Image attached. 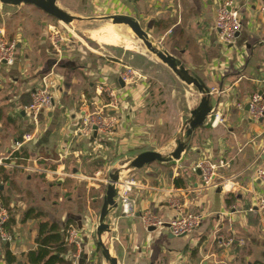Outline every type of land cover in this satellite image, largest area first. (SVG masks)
<instances>
[{
  "label": "crops",
  "instance_id": "obj_1",
  "mask_svg": "<svg viewBox=\"0 0 264 264\" xmlns=\"http://www.w3.org/2000/svg\"><path fill=\"white\" fill-rule=\"evenodd\" d=\"M59 1L60 9L76 17L135 18L205 83L211 96L209 116L178 160L123 173L117 193L130 187L126 196L136 215H122L117 205L106 218L109 232L103 235L118 264H264V213L256 209L264 182L253 176L264 165V130L248 109L251 94L264 97V0H79L81 12L62 2L59 6ZM226 1L241 24L231 45L220 42L214 28L216 11ZM63 26L70 25L32 6L0 4V32L16 42L14 64L0 68V195L12 216V240H0V264H28L44 223L56 225L61 234L66 231L65 239L71 229L77 231L79 242L66 244L67 264H107L96 247V227L109 169L139 153H171L201 99L163 64L136 55L164 74L156 80L127 57L91 50ZM52 29L65 36L59 52L50 40ZM128 68L135 83L121 79ZM43 81L52 91L53 106L39 116L35 129L25 108ZM100 85L119 91L121 105L112 112L116 125L107 135L78 137L74 131L82 99L92 101ZM23 134L33 139L17 149ZM18 150L28 156L23 164L7 163ZM201 160L228 164L206 189L195 170ZM169 199L203 216L191 235L143 228L139 214L144 210L165 221L174 217Z\"/></svg>",
  "mask_w": 264,
  "mask_h": 264
},
{
  "label": "built area",
  "instance_id": "obj_2",
  "mask_svg": "<svg viewBox=\"0 0 264 264\" xmlns=\"http://www.w3.org/2000/svg\"><path fill=\"white\" fill-rule=\"evenodd\" d=\"M240 19L236 9L232 8L231 1H226L217 9L214 21V28L218 32L219 40L224 45H231L237 33L240 30ZM64 34L55 31L50 32V40L55 51L59 52L60 47L65 42ZM16 60V42L5 39L4 34L0 32V68L12 66ZM131 68L125 69L121 75L124 82L135 83V75ZM1 84V83H0ZM31 101L25 108L27 117L32 126L37 129L39 125V116L49 111L53 106V95L50 87L45 81L31 93ZM121 105L119 91L106 85H100L97 89V96L92 101L86 98L82 99L80 113L81 120L74 131V135L89 139L92 134L100 133L107 135L111 133L116 125V120L112 112L117 111ZM248 109L250 118L255 122H260L264 130V97L258 93H253L248 97ZM219 117L216 116V120ZM33 139L32 134H23L20 141L16 143L19 149L25 143ZM228 164L225 161L213 162L210 160H201L195 165V170L200 173V184L203 189L212 187L217 171ZM15 168V165L12 166ZM253 176L264 182V165L255 169ZM105 182L106 178H105ZM130 187H126L120 194L116 195L117 205L121 213L127 217L136 215V209L127 198L126 194ZM168 205L174 209L175 215L172 219L165 221L156 213L150 210H144L139 214V219L146 231L167 229L174 237L191 235L195 232L203 221L201 214H195L187 211L175 199H169ZM257 211L264 213V195L261 196L256 204ZM10 219L7 210L3 207L0 200V240L10 242L12 236L5 230ZM69 243L79 242V236L76 230L71 229L66 239Z\"/></svg>",
  "mask_w": 264,
  "mask_h": 264
},
{
  "label": "water",
  "instance_id": "obj_3",
  "mask_svg": "<svg viewBox=\"0 0 264 264\" xmlns=\"http://www.w3.org/2000/svg\"><path fill=\"white\" fill-rule=\"evenodd\" d=\"M0 4L4 6L18 7L20 5H28L42 11L47 16L58 21L63 25H70L74 22H109L113 25L124 26L129 29L132 34L144 45V47L155 56L164 66H166L173 75L185 85L192 88L194 93L201 95L200 102L187 119L180 137L176 141L174 150L167 154L147 151L139 153L126 164L120 166L116 164L108 171V179L102 197V204L98 214V224L96 227V247L100 249L102 257L108 264H118L113 253L104 245L103 235L109 232L106 218L108 214L117 207L116 195L118 187L123 185L122 175L129 170H140L152 163H167L169 161L178 160L181 153L185 151L188 141L193 132L202 127L210 114V92L205 83L195 74L189 73L185 67L176 59H174L163 47L157 43L139 24V22L129 16L122 14L107 15L101 17H76L63 11L56 5V0H0ZM1 67H5L3 64ZM122 86V83L120 82ZM93 135H96L94 133Z\"/></svg>",
  "mask_w": 264,
  "mask_h": 264
},
{
  "label": "rangeland",
  "instance_id": "obj_4",
  "mask_svg": "<svg viewBox=\"0 0 264 264\" xmlns=\"http://www.w3.org/2000/svg\"><path fill=\"white\" fill-rule=\"evenodd\" d=\"M59 2H60L58 4L59 6H62V4H63L65 6V8L68 10L73 9V11H78L77 8L81 9V7H82L81 5H79L81 2L79 0H62ZM61 2H62V4H61ZM74 3H76V4L78 3L77 5H79V7H76L77 5H75ZM81 11H78V12H81ZM71 15L74 16L73 14H71ZM104 23H109V22H88V21L87 22H81V23L80 22H74L72 25L70 24V26H63V27H67V28H61V29L64 31L69 29L70 35L74 40L77 39L78 41H82L91 50L96 51V52L100 53L101 55H104L106 57H109V56L127 57L128 60H130L131 64L133 62V65L136 68L146 69L148 71L147 74H149V77L155 78L156 80H159V79H162L163 77H165L164 74L159 69L155 68L152 64L147 63L143 59L136 58V55L140 53L143 56L149 57L153 61H155L156 63H159V65H161L160 64L161 62L158 61L157 59H155V57L153 55L150 56V53H148L146 51V49L144 48L143 45L138 44L137 46H134V49H133L132 45H128L126 43L127 39L128 40H137L138 42H140V41L132 34V32L129 29L125 28L124 26L116 25V26H118L117 33L120 34L121 36L123 35L122 41H120V43L117 45H114L112 43L111 44L110 43H102L96 39L93 40L89 36L86 35V32L88 29L97 28V27L103 25ZM61 25H63V24H61ZM173 86H171V88L175 89ZM166 87H167V85L164 86V88H166ZM181 95H182V93L179 94L180 97H181ZM120 166H122V165H120ZM97 216H98V214H97ZM96 220L97 219L95 218V223H96Z\"/></svg>",
  "mask_w": 264,
  "mask_h": 264
},
{
  "label": "trees",
  "instance_id": "obj_5",
  "mask_svg": "<svg viewBox=\"0 0 264 264\" xmlns=\"http://www.w3.org/2000/svg\"><path fill=\"white\" fill-rule=\"evenodd\" d=\"M26 158H28V156L18 150L12 154L7 163L14 162L16 165H21L23 164L22 160H25ZM0 200L3 207L7 210L9 219L11 221L12 216L8 209L6 199L0 195ZM30 213H33V211L31 210ZM8 228L9 223L8 225H6L5 230L8 234H10ZM63 232L64 234H61L56 225H50L48 223L41 224L39 227L38 239L36 242V251L30 252L27 255L28 264H67L63 259V255L65 254L64 252L67 249V241L65 239L66 231ZM7 257L9 260L10 256L8 253H6V258ZM96 264H100V261H98Z\"/></svg>",
  "mask_w": 264,
  "mask_h": 264
},
{
  "label": "bare ground",
  "instance_id": "obj_6",
  "mask_svg": "<svg viewBox=\"0 0 264 264\" xmlns=\"http://www.w3.org/2000/svg\"><path fill=\"white\" fill-rule=\"evenodd\" d=\"M118 26L110 24V23H104L103 25L97 27L88 29L86 34L102 43H112L114 45H117L122 41V36L117 33ZM127 41V42H126ZM125 42L128 45H132V48L134 49V46H137L138 44L143 45L142 43L138 42L137 40H126ZM140 45V46H141ZM144 46V45H143ZM145 48V47H144ZM146 49V48H145ZM146 51L150 53L147 49ZM138 52V51H137ZM146 54V53H145ZM147 55V54H146ZM152 54L150 53V56ZM155 57V56H154ZM155 59H157L155 57ZM158 60V59H157ZM159 61V60H158ZM157 61V62H158ZM162 64V63H161Z\"/></svg>",
  "mask_w": 264,
  "mask_h": 264
}]
</instances>
